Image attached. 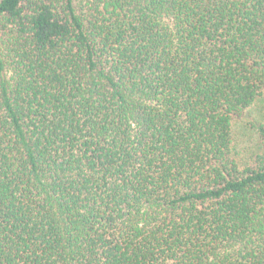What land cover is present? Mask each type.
<instances>
[{
  "label": "trees",
  "instance_id": "16d2710c",
  "mask_svg": "<svg viewBox=\"0 0 264 264\" xmlns=\"http://www.w3.org/2000/svg\"><path fill=\"white\" fill-rule=\"evenodd\" d=\"M264 0H0V264H264Z\"/></svg>",
  "mask_w": 264,
  "mask_h": 264
},
{
  "label": "rangeland",
  "instance_id": "374dc122",
  "mask_svg": "<svg viewBox=\"0 0 264 264\" xmlns=\"http://www.w3.org/2000/svg\"><path fill=\"white\" fill-rule=\"evenodd\" d=\"M264 121V97L250 110L247 117L242 120L241 125L238 126L237 134L240 135L242 131H246L252 129V123L254 121Z\"/></svg>",
  "mask_w": 264,
  "mask_h": 264
}]
</instances>
